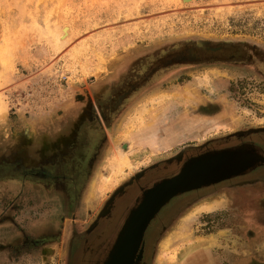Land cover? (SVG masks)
<instances>
[{"label": "rangeland", "instance_id": "1", "mask_svg": "<svg viewBox=\"0 0 264 264\" xmlns=\"http://www.w3.org/2000/svg\"><path fill=\"white\" fill-rule=\"evenodd\" d=\"M64 25L72 31L61 42ZM221 45L241 48V58L207 57ZM91 120L99 147L78 204L63 211L56 193L9 187L19 205L0 215V231L15 233L16 216L23 240L5 264H32L33 250L36 264H66L61 232L70 228L74 245L76 228L126 181L135 178L116 208L187 155L264 142V0H0V166L67 158ZM263 179L264 169L176 201L150 228L141 264H264V207L238 201L264 192ZM50 222L57 234L43 233Z\"/></svg>", "mask_w": 264, "mask_h": 264}, {"label": "water", "instance_id": "2", "mask_svg": "<svg viewBox=\"0 0 264 264\" xmlns=\"http://www.w3.org/2000/svg\"><path fill=\"white\" fill-rule=\"evenodd\" d=\"M246 152L245 162L224 160ZM262 169L264 142L252 138L187 155L173 169L148 177L118 205L84 246L80 264H141L150 228L172 204L190 193Z\"/></svg>", "mask_w": 264, "mask_h": 264}, {"label": "flooded vegetation", "instance_id": "3", "mask_svg": "<svg viewBox=\"0 0 264 264\" xmlns=\"http://www.w3.org/2000/svg\"><path fill=\"white\" fill-rule=\"evenodd\" d=\"M240 52H242V50L237 46L228 47L227 45H221L209 48L206 55L207 57L214 58L220 61H235L241 58ZM113 110L114 109H112V106L107 104L103 105L99 109V113L103 121L108 122V119L109 117H111ZM94 120L97 121L96 119ZM95 123L96 122L91 120L79 127L76 139L72 144V150L70 154H68L67 158H58V160L56 159V161L52 163L41 164L30 168L17 167L12 164L0 166V202H3L4 204L3 208L0 207L1 217L4 216L5 218L8 213H12L13 211L17 210V199L14 200V198H10L12 194H9L8 191L11 185H18V194L23 191L26 183L30 187L36 185L35 190H37L41 195L47 196L51 193L58 194L60 203L62 201L61 207L63 211H65V209L68 211L71 209L70 206H75L76 204H78L77 202L79 201L80 194H78V192L80 191L84 177L86 175L89 161L92 157H94V153H96V150L99 147V140L96 139V135L99 132L98 128L100 125L98 123ZM173 161H177V158L173 159ZM134 180L135 178H131L130 180L126 181L124 185L120 186L116 193L111 195L110 198L105 202L97 215L94 216V218L87 226H82L81 229L76 228L78 232L76 233L81 235L76 238L77 241L74 245H72V240L75 236L71 239V236H69V234L75 233L68 227H66L65 231L61 232V234H65V240L67 243L66 264H78L76 260L80 250L86 244V242L90 238H92L91 235L95 234L107 221L110 214L116 208L117 198H119L120 195L125 192L128 186H130L134 182ZM76 197L77 200L75 201ZM238 197V201L240 202V204L243 207H249L250 209H252V212L264 207V192L260 194L256 193V195L252 197H249L248 193L246 192L245 195L240 194V196ZM20 220H18V217L16 216L11 217L10 219V225L15 228V233H10L7 232L5 228L3 229L2 234H17L20 236H15L8 239V241L6 242L7 245H4L5 247L1 249L6 250L3 254H1L2 258L0 259V264L13 262L16 260V257L22 255V253L19 251V248L16 247V243L23 240L22 231L17 225V223L19 224L18 221ZM6 222L7 220H4V223ZM46 227L49 229L44 230V234H57L56 232L48 233V230H52V228L54 229L53 222H50L48 224L46 223ZM2 243H4L3 240L0 241V244ZM31 255L32 257L36 258V256L39 254L38 251L36 252V250H33L31 252ZM45 255L43 254V256ZM32 257L31 263L33 264L34 262Z\"/></svg>", "mask_w": 264, "mask_h": 264}, {"label": "bare ground", "instance_id": "4", "mask_svg": "<svg viewBox=\"0 0 264 264\" xmlns=\"http://www.w3.org/2000/svg\"><path fill=\"white\" fill-rule=\"evenodd\" d=\"M183 1L188 2L190 0H183ZM71 31L72 30H71V27L69 25H64L62 27V32H61V35L59 36V40L62 42L63 40L67 39L71 35ZM246 153L244 155L239 156V157H237V156H230V157L225 158L224 160L229 161V163H232V162L233 163H237V164L238 163H242V162H245L246 159L249 157L248 156L249 155L248 152H246Z\"/></svg>", "mask_w": 264, "mask_h": 264}, {"label": "crops", "instance_id": "5", "mask_svg": "<svg viewBox=\"0 0 264 264\" xmlns=\"http://www.w3.org/2000/svg\"><path fill=\"white\" fill-rule=\"evenodd\" d=\"M2 232L3 231H0V241L3 240L4 243L0 244V259L2 258L1 254H3L4 251L6 250V249H4V250H1V249H3L5 247L4 245H7L6 242L8 241V239L15 237L13 234H1Z\"/></svg>", "mask_w": 264, "mask_h": 264}]
</instances>
